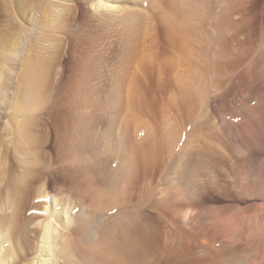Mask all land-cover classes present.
<instances>
[{"label": "bare ground", "instance_id": "6f19581e", "mask_svg": "<svg viewBox=\"0 0 264 264\" xmlns=\"http://www.w3.org/2000/svg\"><path fill=\"white\" fill-rule=\"evenodd\" d=\"M90 1L95 8L105 12L121 9L114 0ZM173 1L178 0L170 2L168 11L149 12L145 16L146 26L143 28L142 23H139L136 30L140 38L142 31L146 29L145 34L150 38L152 47L149 53L147 52L148 55L144 52V56L138 57L139 65L135 72L137 81L132 88L135 112L131 121L133 128L129 136L128 127L122 129L120 148L126 165H123L120 171L129 169L134 173L132 180L136 181V185L143 180L147 184L151 197L149 200L143 196L145 203L141 204L143 198L138 195V198H141L139 208L144 205V209L145 205L151 202L156 213L167 221L177 222L181 219V222L194 224L215 208L210 191L229 185L228 182H220L222 180H219L217 165L213 163L216 156L225 160L228 155L217 145L219 130L228 136L240 154L249 157L257 152L254 161L256 165L263 167L260 166L264 163V152L260 149L262 144L259 145L256 140L258 137L264 138V0H220L217 3L214 1V5L213 1L208 5L209 0H195L196 11H178L175 5L177 3ZM15 12L8 20L10 34L0 33V203L4 207L1 211H6L11 205L17 209L19 206L26 207L32 200L29 198L31 189L41 174H47L52 182L60 176L63 183L76 191L80 202L89 200L90 192H95V196L101 199L103 193L97 190L93 179L90 178L87 154L91 132L90 104L85 72L77 73L69 84L68 92L61 91L50 76L53 68H61V64H56L61 47L56 44L55 47L51 46L52 49L42 47L43 45H39V38H35V45L32 44L33 37H37L36 33L46 30L52 12L49 11L44 18H41V11ZM133 15L129 18H135L137 14ZM81 16L82 12L78 18L73 15H70V18H75L76 24L81 21ZM76 25V29H84L80 22ZM51 50L53 56H42L43 51L48 53ZM143 59L148 62L152 73L163 80V84L145 87L141 68ZM243 87L248 88L249 95L242 94ZM150 96L155 100L153 109L149 105ZM234 114L249 117L252 121L246 125L247 119L245 123H241V119L229 120V115ZM250 131L255 135L254 142L246 141L243 136L245 133L251 137ZM235 172L234 168L232 173L227 174L232 176ZM233 183L239 187L243 184L239 179L234 180V177ZM256 186L261 187L260 184ZM114 188L113 186L112 189ZM204 188L208 190L207 200L204 197ZM44 192V196L39 194V197L32 200L33 205H40L43 200L52 204V197H48ZM94 197L90 198L93 202ZM147 200L150 202L146 204ZM114 202L110 208L118 211L125 208L123 201ZM50 209L48 222L44 224L43 233L40 232L43 239L54 236V228L60 227L53 228V216H63V209L55 212L53 208ZM85 209L81 211L86 213L87 207ZM143 209H137L134 217ZM16 210L13 213L11 211L10 215L14 214L12 218L18 214ZM6 213H1L4 215L2 222L9 218L5 219L9 214ZM105 213L109 214L107 211ZM132 213L131 211L130 215ZM20 219L21 216L16 223L18 229H29V221H19ZM98 219V223H101L102 218ZM207 220L208 223L201 230V234L212 235L213 243L218 247L214 246L218 249L213 246L212 250L200 253L203 247L200 251L197 241H192V237L188 235L183 236L186 240L184 239L185 243L181 245L185 247L186 252L183 253L182 250L178 253L181 264H231L239 259L240 253L233 248L237 241H242L245 245L241 250L237 248L239 252L248 251L253 247L251 240L264 235V216L246 220L241 215H231L221 220L215 215H208ZM13 222L11 224H14ZM149 226L142 220H136L132 230L128 228L130 232L125 233L126 244H123L125 241L117 243V248H126V254H123L125 251L119 252L124 255L123 263L113 260L114 264L173 263L174 256L172 259L156 257V253L161 249L158 250L159 243L155 241L154 235L150 234L151 231L148 233ZM94 227L87 229L91 233L90 238L96 236ZM194 228L197 231L193 230V233H199V230ZM204 243L206 244L205 241ZM44 244L41 251L49 255L48 250L49 247L52 248V243ZM80 247L78 245L77 248ZM161 252L162 250L159 253ZM41 256L42 253L38 255L41 264L54 263L51 262L53 259L51 260L50 256ZM3 258L0 256V264H10L5 263ZM108 260H104L105 264L112 263V258ZM256 262L259 263L251 260V264H257Z\"/></svg>", "mask_w": 264, "mask_h": 264}, {"label": "rangeland", "instance_id": "374dc122", "mask_svg": "<svg viewBox=\"0 0 264 264\" xmlns=\"http://www.w3.org/2000/svg\"><path fill=\"white\" fill-rule=\"evenodd\" d=\"M212 1L214 5V1L217 3L220 0H209L207 2L208 5H210L209 3ZM170 2H172V0H114V3L119 5L121 9L118 11L105 12L101 9L95 8L92 5V1L90 0H0L1 34L3 32L10 34L11 31L8 32V20L11 18L13 12L16 13L15 11H19V13H28V11L29 13H31L30 11H41V18H44L49 11L52 12V15H50L51 19L49 20V25H51V27L48 25L49 27L47 26L46 30L37 32V37H33L34 39L32 44L35 45V38H39L41 39V44H39L40 42H38V44L40 46L43 45L42 47L51 48L52 45V47H55V44L61 47L56 61L57 65L61 64V68L59 70L53 68V70L50 72L52 80L54 83L58 84L61 91L66 92L67 90L68 92L70 89L69 84H71V81L75 79L77 73L80 71L85 72L89 88L88 98L90 104L89 111L91 132L87 153L90 165V178L93 179L97 190L100 193H103L101 194L102 198L100 197L101 199H99L97 196H95V192H90L88 193V198L90 201L87 200L86 202H80L76 196V191L71 189L68 184L63 183L64 181H62L60 176H57L56 180L52 182L47 174H41L38 177L36 184L31 189L32 191L29 198L34 201V198L39 197V194H41V197L44 196L42 193L45 191L44 193L49 195L48 197H52V204L43 200V203L40 205H33L31 200V205L30 203L28 204L29 206L26 205L27 208H22V206H19L17 209L14 205H11L12 207L7 208L6 211H1L4 207L0 203V228L2 230H0V256L1 259L4 257L3 260L5 263L41 264L38 258L40 253H42V258L50 256L51 260L53 259L51 262H54L52 264H105V261L111 258L112 263L113 260L114 262L122 261L124 258L123 254H126V248H117V243L120 244L121 242L125 241L123 244H126L127 234L130 232L129 230H132L136 220H142L146 226L150 225L148 227L150 229L148 233L151 231L150 234L154 235L153 237L156 239L155 241L159 243L157 244L159 249H157H161L162 254L164 251H167L162 256H158V254H161L159 253L161 251L160 250L156 253V257H160L162 259L164 256L163 259H172V256H174L172 259V264H181L182 260L178 256V253H181L182 250H184L182 251L183 253L186 252L185 247L181 245L184 244V241L186 240V237L184 238L183 236L188 235V237H192V241H197L200 246L199 250L201 247H203L202 251L200 250V253L208 252L214 247L215 249H218L216 248V243H213L214 241L212 240V235L208 234L204 236V234H201V230L208 223V215H215L221 220L227 216L231 217V215L238 217L241 215V217L246 220L264 216V163L260 165L263 167L256 165L254 157L258 155L257 152H255V155L253 154L254 156L250 155L248 157L236 151V148L233 146L234 144H232V141L224 132H221L222 130H219V137L216 139V142H218L217 145H219V147L224 150V154L228 155L225 156V160L222 157L217 158L216 156L215 158L217 159L215 160L214 158L213 163L215 162L217 165L216 168L218 169L217 172L219 174V180H222L220 182H228L229 185L220 186L219 188L217 187L213 191H210L215 208H212L214 209L213 211H211V209L205 214V217L202 220L197 221L194 224L187 223L184 220H182L184 222H181V219L177 220L178 223L176 221H167V219L161 217L156 213L151 205V202L149 201L151 193L148 191L149 189H147L148 186L145 181L143 180L139 182L138 185H136V181L132 180L134 177L133 172H130L129 169H126L122 172L120 171V168L123 165H126L122 156V150L120 148V144L122 142L121 140L123 138L121 135L122 129L127 126L129 130V136L133 128V122L131 121L134 119L133 113L135 112H133L134 93L132 88L137 81L135 72L137 66L139 65L138 57L140 55L144 56V52L145 55H148L147 52L149 53L150 48L152 47L150 38L145 34L146 29L143 30L144 33L142 31L141 34L143 35H141L140 38H138L136 30L139 23H142L141 25L143 28L146 26L145 16L149 12L168 11L167 7L169 8V4H171ZM173 2L177 3L175 5H177L176 10L178 11L197 10L195 0H178L177 2ZM185 8L186 10H184ZM100 11L102 12L100 13ZM80 12H82V18L80 19L81 21H78L81 23V25H83L84 29H76V24L79 25V22L75 24V18H70V15L78 18ZM132 14H137L138 16L133 15L135 18H132V16L129 18V16ZM71 38L72 40H70ZM20 39L21 33H19L18 36V40ZM39 39L37 40L39 41ZM51 52L52 50L48 53L43 51L42 56L45 57L46 55L49 56L50 54L53 56L54 53ZM145 60L147 61L148 59L145 58ZM145 60L141 65L145 87H155L159 84H163V80L159 79L152 73L148 62L146 63ZM41 65H43V63ZM242 91H244L242 93L244 96L249 95L248 88L243 87L241 92ZM150 97L149 105L152 106L153 109L155 108V100L152 96ZM250 107L252 108L253 106L250 104ZM209 114H211V111H209ZM228 118L231 121H240L239 119H241V123H245V119H247L248 121H246V125L252 121L249 117H242L241 115L237 116L235 114L229 115ZM244 134L243 136L246 141L250 140L249 142H254L256 139L252 132L251 137ZM246 138H248V140ZM260 138L258 137V140L256 141L259 145L262 144L260 145V149L264 152V138ZM128 140H130V138ZM232 165L235 166L234 168L236 172L234 175L232 174V176H230L227 173H232V170L234 169ZM225 168L230 172L226 171ZM119 171L122 174H120ZM128 172L130 174H128ZM255 174L260 176L258 177ZM124 177H126V179ZM233 177L234 180L236 178L240 180L241 184L243 183L242 187L234 185ZM123 179H125V181ZM258 183L261 187L256 186V184L259 185ZM113 186L116 188H114L115 190L112 189ZM203 191L204 197H206L205 199L207 200L208 190L204 188ZM138 195L143 198L142 203L140 202L141 198H138ZM143 196H145L146 199H149L146 201V204L150 202L149 204L145 205L146 208L144 209V205L142 208H139L138 206L140 203H145V197ZM93 197L95 198L94 202L91 200ZM96 197L98 199H96ZM95 200H98V202H95ZM114 201L118 203L122 201L124 202V212L123 210L118 211L114 208H110L114 205ZM93 204L97 205L95 206ZM84 205L87 207V214L82 212L83 209L86 208ZM102 205L105 210H103ZM50 208H53L52 210H54V212L63 209L61 210V212H63V216H53L55 219V221H53L54 224H52L53 228L60 227L54 228L58 233H56V231L51 227L52 231L54 230L55 234L53 232L52 233L55 238L52 236L49 239L45 238L47 239L45 240L43 239L44 237L42 233L44 231V224L48 222V215L50 213L49 210H51ZM137 209L143 210H141V213L136 214L138 216L134 217V212L137 213ZM15 210L18 212V214H16L17 212L15 213L16 216H14V219L12 218L14 214H12V216L10 214L11 211L13 213ZM106 211L109 214H106ZM131 211L133 212L132 215H130ZM4 212H7L6 214L9 213L8 216L5 217V219L9 217V220H4L5 222L8 220L6 223L7 225L4 224L5 222H2L3 214L1 213ZM19 214L21 216L19 221H24L26 219L29 221V229L25 231L18 229L16 223L20 218ZM113 215L115 217H113ZM98 218H102L101 223H98ZM160 218L162 220H159ZM9 221L13 222L14 224H11ZM179 225H181L182 229H180L181 227ZM4 226L7 227L4 228ZM91 226H95L94 228L96 231V236H93V238H90L91 233L87 230L88 227ZM194 227L199 230V233H193V230L194 232L197 231H195ZM151 228L153 229L151 230ZM152 233H155L156 235ZM117 238L118 240H116ZM41 240H45V242ZM76 241L77 243H75ZM46 242L47 244L52 243L51 245L49 244L52 247H49V255H46L45 251H41V246H43L42 244H46ZM251 243L253 245L251 250L249 249L248 251L245 250L242 252H239V250H241L242 247H245L244 243L242 241H237V243L234 244V250L245 255L239 254V259H236L238 262L234 260V262L231 264H251V260L258 261L259 263L256 262L257 264H264V255H262L264 253V235L253 238ZM76 244L77 247L78 245L81 247L77 248ZM239 245L241 247H237ZM237 248H239V250ZM124 251L125 253L123 254L119 253ZM175 254L177 255L175 256ZM109 261L111 262V260H108V262ZM120 263H123V261Z\"/></svg>", "mask_w": 264, "mask_h": 264}]
</instances>
